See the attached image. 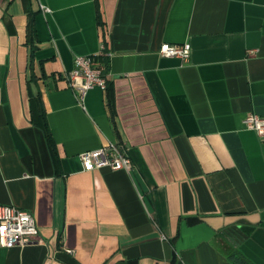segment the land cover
Segmentation results:
<instances>
[{
  "label": "crops",
  "instance_id": "crops-1",
  "mask_svg": "<svg viewBox=\"0 0 264 264\" xmlns=\"http://www.w3.org/2000/svg\"><path fill=\"white\" fill-rule=\"evenodd\" d=\"M98 4L102 25L96 0H0V205L39 228L0 264H264V139L242 123L264 115V0ZM101 54L106 88L79 96L66 73ZM112 141L130 169L83 168Z\"/></svg>",
  "mask_w": 264,
  "mask_h": 264
},
{
  "label": "built area",
  "instance_id": "built-area-1",
  "mask_svg": "<svg viewBox=\"0 0 264 264\" xmlns=\"http://www.w3.org/2000/svg\"><path fill=\"white\" fill-rule=\"evenodd\" d=\"M44 11H50L44 7ZM190 43L171 44L162 42L158 53L166 57H178L187 61L190 56ZM104 66L93 55H77L74 67L66 73L68 85L81 96L88 88L98 86L106 88ZM243 125L256 132L264 139V115L257 113L246 114L242 120ZM83 168L92 170L108 167L112 170L130 169L131 158L128 153L117 143L109 142L99 148L88 150L80 154ZM39 228L34 215L29 211L15 205H0V245L5 247L24 246L37 243Z\"/></svg>",
  "mask_w": 264,
  "mask_h": 264
},
{
  "label": "trees",
  "instance_id": "trees-1",
  "mask_svg": "<svg viewBox=\"0 0 264 264\" xmlns=\"http://www.w3.org/2000/svg\"><path fill=\"white\" fill-rule=\"evenodd\" d=\"M98 1L99 0H96V7H97V21H98V24L99 25H102V20H101V15H100V10H99V4H98ZM103 56L104 54H101L99 55V60L100 62L102 63V65L104 66V68H106V63L104 62V59H103ZM42 118L44 119V122L42 123V129L44 131V135L46 137V141L47 143L49 144L50 148H54L55 146V142L52 138V135L50 133V130L48 128V125H47V121H46V118H45V114L44 112H42Z\"/></svg>",
  "mask_w": 264,
  "mask_h": 264
}]
</instances>
